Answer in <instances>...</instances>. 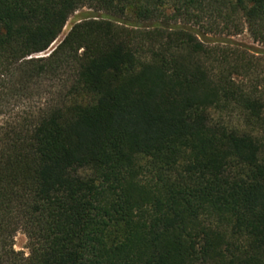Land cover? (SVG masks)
I'll return each instance as SVG.
<instances>
[{
	"label": "trees",
	"instance_id": "obj_1",
	"mask_svg": "<svg viewBox=\"0 0 264 264\" xmlns=\"http://www.w3.org/2000/svg\"><path fill=\"white\" fill-rule=\"evenodd\" d=\"M1 117L0 264H264V0H0Z\"/></svg>",
	"mask_w": 264,
	"mask_h": 264
},
{
	"label": "rangeland",
	"instance_id": "obj_2",
	"mask_svg": "<svg viewBox=\"0 0 264 264\" xmlns=\"http://www.w3.org/2000/svg\"><path fill=\"white\" fill-rule=\"evenodd\" d=\"M95 17H98L100 19H109L110 17L104 13V12H97L95 10H92L88 7L78 11L77 13H75L73 16H71L67 26L65 27L61 37H60V40H62L63 38H65L69 32L72 30V28L79 24L80 22H82L83 20L87 19V18H95ZM193 29L195 31H199V28L198 27H193ZM202 31V30H200ZM209 39L211 40H219V39H226L227 36L225 35H214V34H211L208 36ZM233 41H236L238 43H241V44H244L246 46H249V47H252V48H256V49H263L262 46L258 45V44H255L254 41L251 39L249 33L247 30H244V32L239 35V36H235V37H232L231 38ZM58 46V45H57ZM56 48V46H55ZM49 54H43V55H39L37 56V58L39 57H45V56H48ZM28 105V104H27ZM32 105H33V102H32ZM36 104L33 105V107L35 106ZM30 106V105H28ZM11 119H9L8 117H1L0 118V130L1 128L4 126V124L8 121H10ZM15 250L18 251V252H24L26 255L29 254V249H28V246H29V242H28V238L26 237L25 234H23L22 232H19L16 236V239H15Z\"/></svg>",
	"mask_w": 264,
	"mask_h": 264
},
{
	"label": "water",
	"instance_id": "obj_3",
	"mask_svg": "<svg viewBox=\"0 0 264 264\" xmlns=\"http://www.w3.org/2000/svg\"><path fill=\"white\" fill-rule=\"evenodd\" d=\"M54 46H56L57 47V45H54ZM53 52V50L52 51H50L48 54H50V53H52Z\"/></svg>",
	"mask_w": 264,
	"mask_h": 264
}]
</instances>
